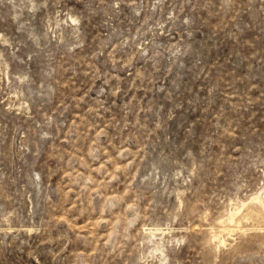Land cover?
<instances>
[{"label": "rangeland", "instance_id": "obj_1", "mask_svg": "<svg viewBox=\"0 0 264 264\" xmlns=\"http://www.w3.org/2000/svg\"><path fill=\"white\" fill-rule=\"evenodd\" d=\"M260 201L264 0H0V264H264Z\"/></svg>", "mask_w": 264, "mask_h": 264}, {"label": "bare ground", "instance_id": "obj_2", "mask_svg": "<svg viewBox=\"0 0 264 264\" xmlns=\"http://www.w3.org/2000/svg\"><path fill=\"white\" fill-rule=\"evenodd\" d=\"M262 197H263V195H262ZM260 203L264 206V201H260ZM229 219H230L231 222H233L232 218H229Z\"/></svg>", "mask_w": 264, "mask_h": 264}]
</instances>
